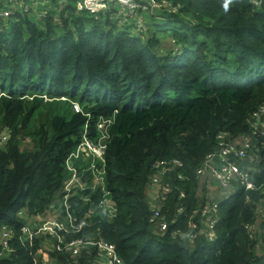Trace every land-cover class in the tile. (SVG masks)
Wrapping results in <instances>:
<instances>
[{"label":"trees","instance_id":"trees-1","mask_svg":"<svg viewBox=\"0 0 264 264\" xmlns=\"http://www.w3.org/2000/svg\"><path fill=\"white\" fill-rule=\"evenodd\" d=\"M134 2L162 8L143 12L136 35L71 6L58 24L51 11L38 23H0V264H46L48 248L51 264H97V248L67 250L77 242L108 245L121 264H264V142L235 161L256 191L236 178L230 199L210 202L196 174L218 137L247 136L264 105V0ZM85 128L104 161L81 158L69 170ZM156 176L164 231L147 203ZM74 178L82 188L69 189L63 243L28 238L29 224L65 216Z\"/></svg>","mask_w":264,"mask_h":264},{"label":"built area","instance_id":"built-area-1","mask_svg":"<svg viewBox=\"0 0 264 264\" xmlns=\"http://www.w3.org/2000/svg\"><path fill=\"white\" fill-rule=\"evenodd\" d=\"M150 4L154 3L150 2L149 5H146L145 8V6L140 3L136 4L134 0H56V7L54 9L53 2H51V0H0V23H2V27H7L9 25V22L13 21V17H15L16 15L26 17L29 22L38 23V21H42L43 19L47 18L49 16L48 13L51 11L54 13L53 19L58 24V14L69 6H71L74 8L76 13H90L93 15L103 14V16H110V19L115 14L121 19L120 22L125 23L124 26H127V28L125 29L128 32H130L129 29H132L133 31L130 33H139L141 32L139 30L141 26L139 27L138 25L141 22L140 20L144 18L143 12L154 8L151 7ZM254 4L258 6L259 2H254ZM114 5H118V8L115 9L113 7ZM124 13L126 15H124ZM125 16L129 18V20L132 18L133 25L128 26V20H125V18H123ZM251 121L252 123L250 125V133L248 136H243L241 139L233 142L224 141L225 138H227L226 134H221L218 137L219 150L217 153L207 158L204 167L197 171V174L199 176H202L205 179L211 178L221 188L227 189L231 186L232 182L236 178H238L243 182L242 186H244L245 190L255 189L253 184L247 181V176H244L242 173H240L235 161H243L245 159L246 152L252 150V141H264V105L260 107L259 110L252 116ZM72 186V183H69L67 185L66 191L68 193L70 192L69 189ZM158 187L161 188L160 178L159 176H156L151 182V189H157ZM161 190L162 198H164V196L169 192V189L162 188ZM67 198L68 195H66L64 200L66 211H68L69 209L66 203ZM216 210L217 207L213 206V211L216 212ZM152 212L153 217L151 218V221L159 222L160 230L164 231L166 229V225L163 223L164 219L163 217H161L158 208H153ZM207 213L208 210L204 211L202 217L207 215ZM71 224L72 220L70 216H68V218L61 223L56 220H53L47 221L43 225L36 226L34 229L27 226L24 228L23 232L28 236V238H31L37 234H48L49 236L57 238V242L61 244L63 243V238L59 236V233L66 232L67 226H70ZM207 230L210 231L208 233V237L212 239V222L208 224ZM7 238L8 236H5V240L3 242V246L6 249L8 248ZM88 247L97 248L99 250L101 255L100 258L103 264H121V261L115 254L114 249L103 243L95 244L87 242L83 244L81 242H77L68 245L67 250L74 249L76 251L79 248ZM2 257L3 254L0 255V259Z\"/></svg>","mask_w":264,"mask_h":264},{"label":"clouds","instance_id":"clouds-1","mask_svg":"<svg viewBox=\"0 0 264 264\" xmlns=\"http://www.w3.org/2000/svg\"><path fill=\"white\" fill-rule=\"evenodd\" d=\"M256 2V1H255ZM259 4H260V2H259ZM253 5H255L254 4V2H253ZM256 6V5H255ZM1 25H2V23H1ZM8 27V26H7ZM7 27H3V28H7ZM44 98H46V96H43ZM74 106H76V108H79V110H76L77 112H80L81 111V108H80V106L79 105H77V104H73V107ZM89 119V118H88ZM103 123H105V122H103ZM250 128V127H249ZM86 129L87 128H85V131H84V134H83V136H82V139H81V141H80V143L76 146V148H75V150L74 151H72L71 153H70V155L68 156V158L66 159V161H65V164H66V166H67V168H68V164L71 162L72 163V167H70V168H68L69 170H71L72 168H73V161L74 160H79V159H81V158H84V159H92L94 162H103L104 161V159H103V154H104V150H105V146H97V145H92L91 144V141L89 140V137L87 136V132H86ZM249 133H250V130H249ZM249 135V134H248ZM247 135V136H248ZM264 142V141H263ZM0 146H1V144H0ZM197 174V173H196ZM197 176H199L198 174H197ZM200 178H201V180L202 181H206V183H207V187H208V189H209V191H210V198H211V201L210 202H212L214 199H217V198H219V199H224L223 198V194L224 193H231L232 195L233 194H235V192L233 191V187H232V184H231V186L227 189V188H221L215 181H213L211 178V180L214 182V183H211V182H209V181H211L210 179H205L204 177H202V176H199ZM234 182V181H233ZM232 182V183H233ZM70 183H72L73 184V186H77V187H79V188H82V185L79 183V181L77 180V179H73V181L72 182H70ZM216 183V184H215ZM252 183V182H251ZM216 185L217 186V188L216 189H214V188H212V185ZM68 185V184H67ZM67 187V186H66ZM242 188H243V190L244 191H256V190H258V189H260V188H256L255 187V189H253V190H245V188H244V186H242ZM157 189H159L160 190V187H158ZM67 190V189H66ZM151 190V189H150ZM230 190H232V192L230 191ZM162 191V190H161ZM264 193V192H263ZM69 194H70V192L68 193L67 191H66V193H65V195H64V197L62 198V201H61V206H62V208H65V205H64V200H65V197H66V195H68L69 196ZM231 195V196H232ZM231 196L230 197H228V198H226L225 200H227V199H230L231 198ZM69 199V197L67 198V200ZM67 203V202H66ZM109 203H110V207H111V205H113V203L111 202V201H109ZM68 204V203H67ZM68 206V205H67ZM153 208H158V206H156V207H152L151 206V210L153 209ZM64 212V214H65V216L63 217V218H61L60 217V215H59V213L57 212L56 213V215H51L52 217H55V219H50V220H48V221H53V220H56V221H58V222H63V221H65L67 218H68V216H70V218H71V220H72V224H73V218H72V216L69 214V212L68 211H66V209H65V211H63ZM110 212H112V211H110ZM114 213V210H113V212L111 213V214H113ZM110 214V215H111ZM25 221H28V219L27 218H25ZM45 222H47V221H44V222H42V223H38V224H29L28 225V227H30V228H32V229H34L36 226H39V225H43ZM72 224L69 226H67V231H68V228L69 227H71L72 226ZM66 231V232H67ZM66 232H61V233H66ZM60 234V233H59ZM88 249H94V248H92V247H88ZM52 251H53V249H52ZM50 254L52 255V252L51 253H49V256H50ZM99 256H101V255H99ZM118 257V256H117ZM120 260V259H119ZM48 264H51V263H49L48 262Z\"/></svg>","mask_w":264,"mask_h":264},{"label":"rangeland","instance_id":"rangeland-1","mask_svg":"<svg viewBox=\"0 0 264 264\" xmlns=\"http://www.w3.org/2000/svg\"><path fill=\"white\" fill-rule=\"evenodd\" d=\"M142 5L143 6H145V8H146V2H144V3H142ZM150 6L151 7H156V8H158V9H153L154 11H153V14H157V11H159L160 9H162L161 7H160V5H158L157 3H154V4H150ZM115 9L116 8H118V5H114L113 6ZM175 11H172L171 13H174ZM124 15H126L125 13H124ZM105 18H106V16H104V18H102V24L104 23L105 24ZM123 18H125V20L127 19L128 21V26H131V25H133V20H132V18L129 20V18H127L126 16L125 17H123ZM141 18V17H140ZM112 19H113V21L114 22H120V18L117 16V15H113L112 16ZM141 22H140V24L138 25L139 27L141 26V28L139 29L140 31H144V28L146 27L147 28V23H148V21H146V19H144V18H142V20H140ZM126 22V23H127ZM120 24H122L121 25V28L120 29H125V28H127V26H124V22H120ZM129 31L130 32H132L133 30L132 29H129ZM152 33H155V31L154 30H152ZM137 33H132V35H136ZM156 34V33H155ZM143 37H145L144 35H143ZM159 37V36H158ZM166 38H168V39H170L171 38V36H167V37H165V38H162V40L164 41ZM44 98V97H43ZM44 99H46V98H44ZM57 100H61V101H67V100H65V98H58ZM74 104H77V103H74ZM73 109H76V110H79V108H76V106H74L73 107ZM209 182H211V183H214L213 181H209ZM87 185V184H86ZM85 185V186H86ZM212 188H214V189H216L217 188V186L214 184V185H212ZM236 190L237 189H233V191L234 192H236ZM232 194L231 193H224L223 194V198L224 199H226V198H228V197H230ZM147 203L148 204H150L151 206H154V204H156L157 203V196L156 195H152V194H150V195H148V197H147ZM102 209H105L106 210V212H107V215H110L111 214V207H110V203H109V201H107L103 206H102ZM50 219H55V217H52V216H48L47 217V219H45V221H48V220H50ZM52 251H49V250H47L45 253H44V260H45V262H46V264H48V253H51Z\"/></svg>","mask_w":264,"mask_h":264},{"label":"crops","instance_id":"crops-1","mask_svg":"<svg viewBox=\"0 0 264 264\" xmlns=\"http://www.w3.org/2000/svg\"><path fill=\"white\" fill-rule=\"evenodd\" d=\"M150 194H152V195H156V196H157V203L154 204V206H152V207L159 206V204H160V202H159V189H151L150 192L148 193V195H150ZM150 206H151V205H150ZM111 208H112V212H113V210H114V204L111 205ZM112 212H111V213H112ZM86 249H88V248H86ZM48 250H49V251H52L51 248H48ZM97 264H103V262H102L100 256H99V258H98V260H97Z\"/></svg>","mask_w":264,"mask_h":264},{"label":"water","instance_id":"water-1","mask_svg":"<svg viewBox=\"0 0 264 264\" xmlns=\"http://www.w3.org/2000/svg\"><path fill=\"white\" fill-rule=\"evenodd\" d=\"M70 167H72V163H71V162L68 164V168H70ZM50 255H51V254H50Z\"/></svg>","mask_w":264,"mask_h":264}]
</instances>
